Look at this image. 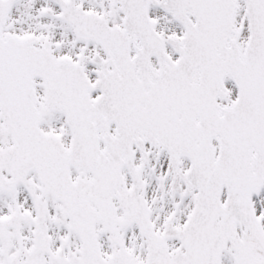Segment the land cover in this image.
<instances>
[{"label": "snow or ice", "instance_id": "obj_1", "mask_svg": "<svg viewBox=\"0 0 264 264\" xmlns=\"http://www.w3.org/2000/svg\"><path fill=\"white\" fill-rule=\"evenodd\" d=\"M0 264H264V0H0Z\"/></svg>", "mask_w": 264, "mask_h": 264}]
</instances>
